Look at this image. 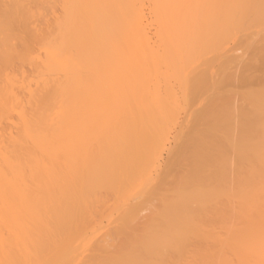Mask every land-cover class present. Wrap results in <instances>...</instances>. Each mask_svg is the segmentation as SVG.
Listing matches in <instances>:
<instances>
[{"label": "bare ground", "instance_id": "bare-ground-1", "mask_svg": "<svg viewBox=\"0 0 264 264\" xmlns=\"http://www.w3.org/2000/svg\"><path fill=\"white\" fill-rule=\"evenodd\" d=\"M8 1L0 0V123L8 118L4 113H14L16 119H13L16 121L10 120L9 124L14 125L13 128L10 127L12 130L16 129V134H11L10 128L8 133L0 132L3 138L0 139V214L13 210L14 217L16 214L19 218L15 219L16 222L19 220L16 224H20L27 239L17 234L20 227L11 225L7 215L8 220L2 226H14L15 232L11 229L13 235H17L22 241L26 240L22 244L23 250L19 251V260L15 250L21 248L16 247L19 240L17 238L14 242L12 233L7 232L10 237L6 236V239L10 240L3 239L0 246L4 245L6 248H3L8 252L0 247L3 249H0V253L5 252V257L10 255L9 252L12 255L8 257L9 260H5L3 254L0 258L3 256L6 264H70L73 259L70 257L69 260L67 256L73 251L67 246V240L61 239L59 232L67 230L72 223L80 222L74 218L91 209L94 203V211L97 212L105 206V198L106 201L112 198V201L117 202L122 200L120 198L125 192L134 190L138 183L142 188L137 190L138 193H142L150 185L148 180L151 174L142 170L141 165L146 161L147 165L155 161L150 155L159 146L158 142L161 143L162 138H166V120L172 117L170 107H165L163 98L158 95L159 86L157 89L156 87L159 83L154 82L153 85L150 77L152 79L153 76V80L157 81L155 70L158 72V67H162L160 65L166 71L173 72L172 75L180 72L179 67L190 57L187 53L192 55L194 51H204L212 45L216 36L220 37L219 34L239 28L240 21L247 20L245 10L254 7V3L252 5L250 0H192L200 6L197 10L190 5L187 8L190 12L185 11L187 15L184 12L186 6L177 5L179 10L185 8L181 13L185 14L183 18L186 21L184 20V24L179 21L180 25L177 27L172 18L170 19L174 24H168L169 26L164 25L167 21L170 22L168 19L164 24L159 22L157 41L153 44L144 30V16L140 15L141 11L133 0H62L63 9L60 6V11L63 13L60 14L63 16L56 19L49 30L46 28L48 32L44 31L45 33L40 32L41 29L38 31L39 27L35 29L38 24L35 25L34 22L30 25L34 26L33 32L29 24V27L25 25V22L30 23L35 19L32 14L38 16L36 22L39 17L41 22L45 19L43 15L46 12H42L43 6L38 3L40 0H35L40 11L33 6L38 13L25 5L29 0ZM44 1L41 0L40 3L46 5L48 0ZM52 1L48 2L55 4ZM30 2L37 4L31 0ZM48 2V7H53ZM164 2L160 3L165 5L162 6L163 11L159 3L160 12L157 11L163 16L162 21L168 16L164 17L167 10L174 12L169 2ZM262 2L263 0H259L258 5ZM152 3L154 7L157 4L155 0ZM255 9L262 18L264 3L255 6ZM199 10H205L206 17H209H202L204 21H209H201V24L204 22L203 24L208 25V32L204 31L209 36H215L212 41L207 37L201 38V32L196 36L201 28L197 29L196 21L192 25L193 20L202 19H190L193 16L191 14L197 16L201 12ZM47 14L45 16L48 17ZM175 14L174 18L182 20V14ZM24 17H30L31 20L26 21ZM257 18L259 16L255 17ZM46 21L49 22V19ZM50 23H53L52 20ZM188 23L192 28H188ZM25 26L30 28L29 31ZM220 39L217 41L221 42ZM262 61L264 64V60ZM17 62L19 65L30 64L34 78L26 79L23 66L15 65ZM14 68H17L21 78L13 71ZM244 74L245 72L242 76ZM196 75L198 77L193 75L194 79L189 80L196 91L192 95L196 97L195 93H201L200 96L210 93L209 88L205 87V76ZM178 78L181 80L180 76ZM251 82L252 80L248 82L249 85L246 82V90L250 89L251 92H247L243 88L246 85H243V94L236 96L240 103H246L244 109L235 105V112L230 111L234 106V92V95L228 93L227 97L222 94L223 97L219 95L217 98L213 90L214 100L211 95L205 100L208 103L203 105L205 108L201 110L199 117L210 116L200 118L205 121L210 119L209 123L205 122V126L201 128L203 133L199 130L202 136L191 129L189 132L192 131V134L185 136L188 141L184 145L192 149L191 159H187L186 152L183 154L185 160L190 159V168L183 177H178L181 178L176 186L173 185L174 190H168L172 193L161 195L165 191L160 185L158 188L164 192H159L156 188L160 207L152 215L157 216V221L156 218L151 219L153 224V221L156 223L149 225L150 231L145 227L147 234L144 231V235L143 232L134 233L138 235L137 238L126 235L129 237L126 240V233L117 231L115 235H123V241L128 242L125 245L119 244L120 242L112 241L115 238L108 237L111 240L106 245L104 242L109 239H104L106 241L99 244L100 248L89 264H264V87H261L262 91L258 94L257 90L256 94H252V88H249ZM149 84H152L151 88ZM173 95L172 93L171 96ZM171 96L167 99L170 103ZM159 126L164 127L166 133L161 138ZM227 151L230 157H227ZM177 155H180L179 151ZM184 156L181 158L183 165ZM184 166L183 168H187ZM230 172L233 175L231 183L226 180ZM154 192L156 193L155 189ZM109 195L113 196L109 198ZM223 198L226 200L223 202L229 206L227 214L223 206H220ZM99 201L104 202V205L99 206ZM96 205L98 209L95 208ZM20 211L24 217L29 214L24 221H21L23 216H20ZM135 211L136 209H131L129 213L133 212L134 215ZM30 214H45L51 218L46 216L50 221H45L44 218L35 221ZM214 216L221 218L223 226L220 231L216 229L219 227L217 223L216 228L212 227L211 219ZM21 224H26V228H22ZM122 225L121 223V229ZM1 237L3 238V234L0 231V240ZM30 247L33 248L29 249Z\"/></svg>", "mask_w": 264, "mask_h": 264}, {"label": "rangeland", "instance_id": "rangeland-1", "mask_svg": "<svg viewBox=\"0 0 264 264\" xmlns=\"http://www.w3.org/2000/svg\"><path fill=\"white\" fill-rule=\"evenodd\" d=\"M26 1V0H25ZM31 1H35V0H31ZM38 1V0H37ZM37 1H35L36 3H37ZM41 1V0H40ZM40 1L38 2L39 4H40V6H43V7H41L42 8V10H44V11H42L43 13L44 12H46V13H44V15H43V17H45V19H46V17L47 16H45L47 13V15H48V17H47V19L46 20H48L49 19V22H51V20H52V22L53 23H50L49 24V22H47L42 16V18H43V20H42V22H41V19H40V17H39V20H38V22H36L35 20H36V18L38 17L36 14H32L33 16H34V18L35 19H33L30 23L29 22H25L26 24L25 25H27V27H29L30 25H33L34 23H35V25H37L36 27H35V29L37 28V27H39L37 30L39 31L40 29H41V31L40 32H42V33H45V32H48L47 31V29L46 28H48V30H49V27L50 26H52V25H54V22L56 21V19H59V18H61L63 15H61L60 13H63L62 11H60L61 10V7H62V9H63V1L62 0H53L52 2H55V4L54 3H51V2H48V1H50V0H46L47 2H48V4L50 3V5H52L53 4V7L52 6H49L48 7V5H47V2H46V5H45V3L44 4H42V3H40ZM44 0H42V2H43ZM134 1V3L135 4H137V7H139V9H140V11H141V13H140V15L142 14V16H144L143 17V19H142V21H143V26H144V30H145V32H146V35L150 38V41L151 42H153V44L157 41V37H156V34H157V36H158V28H159V26H160V24H158L159 22H162V24H164V23H166V19H168V20H170V22L169 21H167V24H164L165 26H169L170 24H174V22H171V19L170 18H172V20L174 19V21H175V27H177L178 25H180V23H179V21L181 22L182 21V23L181 24H184V22L186 21L183 17H184V15L186 14V12H190V10L188 9V11H187V8H190L191 6L190 5H193L192 7H194L195 6V8L198 10V8H199V6L200 5H198L199 3H197L196 1H192V2H189L188 3V1H190V0H188L187 2H184V1H182V0H165L166 2H164L163 0H155L156 1V5H157V7L158 8H156L155 9V7H156V5H155V7L153 6L154 4L152 3V0H133ZM142 1V2H141ZM154 1V0H153ZM164 3H168L169 2V5L172 7V9L171 10H174V12L176 13L177 12V16H178V12H179V15L180 14H182V20H180V19H178V18H174L175 17V13L174 12H172V13H170V12H168V10H167V13L166 14H164V17H165V15H167L168 14V16H170V17H168V16H166L165 17V19H164V21H162L163 20V16L161 17V13L159 14V10L158 9H160L159 8V5H161L163 2ZM168 1V2H167ZM186 1V0H185ZM203 1V0H202ZM249 1V0H248ZM251 1H252V5H253V3H254V7L252 6V7H249V8H247L246 10H245V12H244V15H246L247 17L245 18V19H247V20H242V21H240V24H241V26H239V28L238 27H236V29H234L233 28V26L231 27L232 29H234L233 30V32H232V30H230L229 31V29H228V31L229 32H224V33H222V34H224V35H222V34H219L220 35V37H218V36H209V34L207 35L206 34V32H208V25L206 24V23H208V21L209 20H205L206 21V25L205 24H203L205 21L203 20V19H206V18H209V17H206L207 16V13H206V11L205 10H199V14L197 15V16H195L194 15V13L193 14H191V15H193L192 17H191V19L190 20H193V18L195 19V18H201L202 19V17H203V19L202 20H193V23H192V21L190 22V20H189V22L190 23H192V25L194 24V21H196V25H198L197 27V29H200L199 31H197V33H196V36H197V34H198V32H201L200 34V37L201 36H203V37H201V38H205V37H207V38H209V39H211V41L212 40H214V37H215V40H214V44L212 43V45L210 44V47L208 48H205L204 49V51L202 50H199V52H198V50H197V52L196 51H194L195 53H197V55L194 53V52H192V53H194V54H192L191 55V53L189 52V53H187V55H189V56H186V58L187 57H189V59H195V61L194 60H192V62H191V60L189 61V59L187 58L186 59V62H184V65L183 64H181V66L179 67V69L178 70H180V72L178 71V73L176 74H174V75H176V76H174V75H172L173 74V72H168V70L166 71V69L165 68H162V67H164L163 65H160V66H162V67H160L161 69H159V67H158V69H157V71L159 72V70H160V72L158 73V72H156V70H155V75L157 76V78L158 79H155V80H157V81H154L153 80V76H152V79H151V77H150V82L152 83L153 82V85H155V84H157V83H159V84H157V87H156V89L158 88V86H159V91H161V92H159L158 90V95L160 94L161 96V98H163V100H164V105H165V107H170V115L172 116L171 118H173V119H175V120H173V119H171L170 118V120H166V119H164V121L166 120V122L168 121L169 123H170V121L172 122V123H174V124H172V123H166L165 125H167V126H165V128L167 127V129H166V133H167V135H165L166 133H164V127H162L161 128V126H159L158 128V130L160 131L161 130V132L159 133V134H161L162 133V136L161 135H159L160 136V138L161 137H163L164 135V137H166L164 140H163V138H162V140L161 139H159V140H161L160 142L162 143H159L158 142V144H159V146L157 147H155L154 149H153V151H152V155H150V158L152 159H154L155 161H153V162H150L148 165L146 164V162L148 163V161H146V162H143L142 163V165H141V169L142 170H145L146 172H148L149 174H151V175H149V176H151V177H149L150 179L148 180V181H150V185H149V183H148V185H149V187L148 186H146V189L145 190H147V193L149 192V195L148 194H145L146 193V191L145 190H143L144 191V193H143V191H142V193L140 192V193H138V189H140L141 187H140V185H139V183L138 182H142V181H138V182H136V187L134 188V190H129L130 191V193L128 192H125L127 195H125V193L122 195V198H120V199H122V200H117V202L116 201H112L113 199L111 198L113 195H109L108 197L109 198H111L110 199V201L108 200V201H106V198L104 199V201L106 202V204H105V206L102 208L101 207V209H98V206L96 207L95 206V208H97L99 211H97L96 212V210L94 211V205L96 204V203H94L93 204V206L91 207V209H89L88 211H84V212H82V213H84V214H78L74 219H79V221L80 222H75V223H72V225H70L69 227H68V229L66 230H64V231H61V232H59V236L61 237V239H66L67 240V242L66 243H68L67 244V246L69 245V248H71V251H73V253L72 252H70V254H68V256L67 257H69V260H70V257H72V261L73 262H71L70 264H81V262L83 263V264H89L90 263V259L93 257V256H95V254H96V250L98 249L99 250V248H100V246H99V244L101 245V243H102V241H106L107 240V238L109 237H111V239L112 238H115V239H113L112 241H114L115 243L117 242V243H119V244H126V242H128V240L127 241H125L126 239H129V237L127 238L126 237V235H130V238L132 237H135L136 236V238H137V236L138 235H135L136 233H139V232H141V234H142V232L144 231L145 233H146V231L149 229V225H151V226H153V225H155V221H157V216L155 217H153L152 215H154V211L155 210H159L158 208L160 207V205H159V203L158 202H160L159 200H158V198H157V196L159 195L158 194V191L159 192H167L168 190L170 191V188H171V191L172 190H174V186H176L177 184H178V182H179V180H180V178L181 177H183L184 176V174H186L185 172H186V170H188L189 168H190V163L191 162H189L190 161V157H192V149L190 148V147H187V146H185L184 144H186V142L188 141H186V137L185 136H189L190 135V133L192 134V131H196L198 134H200L201 135V131L199 132V130L203 127V126H205V122H207L208 120H210V119H206V121L204 120L205 118H210V116H202V117H199V115L202 113V109H204L205 108V106H203L204 104H206V103H208L207 101H205L206 99H208L209 98V96L211 95V98L212 97H214L213 95L215 94L216 95V97L217 96H222L223 97V95H225V96H227L228 97V93H230V94H233V92H234V97L233 98H235L234 100H233V103L234 102H236V103H232V106H233V108L230 110V111H234L235 112V110H236V107H241L242 109H244L245 107H246V103H244V102H242L241 101V103H240V101L238 100V97L236 98V96H238V95H242L243 94V92H241V88L243 87V85H246L249 81H251L252 80V82H251V84L252 85H250L249 86V88H252V94H258L259 92H261L262 91V89H261V87H264V67H262V66H264V64H263V61L262 60H264V15H263V17L261 18L260 16V14H259V12H258V14H257V10L255 9V6H259V5H262V3H264V0H263V2L262 3H260L259 5H258V1L259 0H250V3H251ZM261 1V0H260ZM6 2H9L8 0H6ZM35 2H34V4H35ZM45 2V1H44ZM197 4H196V3ZM198 2H199V0H198ZM257 2V3H256ZM38 3L36 4V5H33V3L32 2H30V0L25 4V5H27V6H29L28 8H33V6L35 7V9H36V7H37V9H38V7H40V6H38ZM158 3H159V5H158ZM161 3V4H160ZM180 4V5H179ZM184 4V5H183ZM180 6V7H185L186 8V10H184V12H185V14H183V12L181 13V11H183V9H185V8H182V10H179V8L177 9V7L178 6ZM197 5V6H196ZM31 6V7H30ZM61 6V7H60ZM142 6V7H141ZM162 6H164L165 7V5H161V10H162ZM167 6V5H166ZM167 7H169V6H167ZM170 7V8H171ZM27 7H26V9H27V11L29 10L31 13H32V11H31V9H28ZM40 8V9H41ZM47 8V9H46ZM195 8H192V9H195ZM258 8V7H257ZM34 9V8H33ZM33 10L35 13H38L37 11L39 10ZM49 9H51V10H49ZM167 9V8H166ZM181 9V8H180ZM59 10V11H58ZM151 10V11H150ZM157 12V11H159V12H155V11ZM259 10V9H258ZM261 10V9H260ZM259 10V11H260ZM28 11V12H29ZM40 11V10H39ZM52 11V12H51ZM139 11V12H140ZM163 11V10H162ZM169 11H170V9H169ZM254 11H255V13H254ZM56 12H57V14H56ZM165 12V11H164ZM195 12V11H194ZM41 13V12H40ZM42 13V14H43ZM51 13H54V14H51ZM42 14H40V15H42ZM52 15L51 16V18H53V19H51L49 16L50 15ZM59 14V15H58ZM173 14H174V16H173ZM189 14V13H188ZM189 14V15H190ZM261 14H262V11H261ZM39 15V14H38ZM61 15V16H60ZM163 15V14H162ZM187 15V14H186ZM28 16V15H27ZM30 17H31V14L29 15ZM37 16V17H36ZM259 16V18H257V19H255V17H258ZM30 17H26V19H28L29 21L31 20L30 19ZM55 17V18H54ZM160 17H161V19H160ZM180 17V16H179ZM187 17H189L190 18V16H187ZM245 17V16H244ZM32 18V17H31ZM142 18V17H141ZM24 19H25V17H24ZM25 19V20H26ZM152 19V20H151ZM188 19V18H187ZM28 20H26V21H28ZM45 20V21H44ZM157 20V21H156ZM185 20V21H184ZM23 21V20H22ZM44 21V22H43ZM201 21H204V22H202V24H201ZM250 21H252V22H250ZM32 22H34L33 24H32ZM169 22V23H168ZM197 22L198 23H200V25L201 26H199V24H197ZM149 23V24H148ZM151 23V24H150ZM157 23V24H156ZM179 23V24H178ZM190 23H188V28L189 27H191L192 25L190 24ZM239 23V22H238ZM28 24H29V26H28ZM42 24V25H41ZM169 24V25H168ZM187 24V23H186ZM191 26H190V25ZM195 25V24H194ZM237 25V24H236ZM235 25V26H236ZM45 26V27H44ZM26 27V26H25ZM27 27H26V29H27ZM31 27V29L30 28H28L27 29V31H29V29L31 30V32H33V27L32 26H30ZM53 27V26H52ZM172 28H173V26H171ZM174 27V28H175ZM200 27V28H199ZM204 27V28H203ZM206 27H208L207 29H206ZM43 28V29H42ZM51 28V27H50ZM157 28V29H156ZM168 28H170V27H167V29ZM192 28V27H191ZM203 28V29H202ZM36 30V31H37ZM156 30V31H155ZM170 30V29H169ZM168 30V31H169ZM206 32H205V31ZM236 30V31H235ZM35 31V30H34ZM45 31V32H44ZM167 31V30H166ZM167 31V32H168ZM202 31H204V32H202ZM41 33V34H42ZM227 33V34H226ZM199 35V34H198ZM222 35V36H221ZM147 37V38H148ZM156 37V38H155ZM199 37V36H198ZM212 37V38H211ZM216 38H218V39H216ZM220 38H222V39H220ZM221 40V42H219V41H217V40ZM149 41V42H150ZM155 41V42H154ZM216 41V42H215ZM150 42V43H151ZM217 42H219V43H217ZM152 44V43H151ZM152 44V45H153ZM217 44V45H216ZM214 48H213V47ZM212 48V49H211ZM208 49V50H207ZM31 51V50H30ZM34 51H35V49H34ZM33 51V52H34ZM201 51V52H200ZM39 53L41 52V50L40 51H38ZM43 52V51H42ZM203 52V53H202ZM204 52H206V53H204ZM35 55H37L36 54V52L34 53ZM159 55H160V53H158ZM39 55H41L40 57H42V54H39ZM194 55V56H193ZM192 56H193V58H192ZM195 57V58H194ZM197 57V58H196ZM228 59H230V60H228ZM232 60H233V62H232ZM225 62V63H224ZM228 62V63H227ZM18 63V62H17ZM20 63H18V64H16L15 63V65H19ZM226 65L225 67L223 66V65ZM229 64V65H228ZM231 64V65H230ZM14 65V66H15ZM21 65L23 66L22 68H23V72L26 74V75H24L25 77H26V79L27 78H30L29 80H31V79H33L34 77V71H32L33 70V67L30 65V64H27V63H21ZM21 65H19V67L21 66ZM244 65V66H243ZM246 65V66H245ZM13 66V67H14ZM184 66V67H183ZM15 67H18V66H15ZM182 67V68H181ZM186 68H188V70L186 69ZM246 69V70H244V71H240L239 69ZM17 69V68H16ZM15 68L13 69V71L15 72V73H17V76H18V78H21V76L20 75H18V72H17V70H16ZM226 69V70H225ZM164 70V71H163ZM32 71V72H31ZM188 71V72H187ZM237 71V72H236ZM238 71H240V72H242V74L245 72V74L242 76V74L240 75L239 74V72ZM166 72V73H165ZM182 72V73H181ZM201 72L203 73V74H201ZM205 72V73H204ZM153 73V72H152ZM168 73V74H167ZM170 73H171V76H170ZM179 73H180V75H179ZM162 74V75H161ZM191 74V75H190ZM196 74H198L199 76H203L206 80H204V82H205V87H208L209 88V92L210 93H205V95L203 94V96H200L201 95V93H200V95H197V94H199V93H195V96L196 97H194V95H192L194 92H196V91H194V89H193V87H192V84H191V82L190 81H192V78L194 77V76H197ZM206 74V75H205ZM235 74V75H234ZM238 74V75H237ZM33 75V76H32ZM153 75V74H152ZM154 75V76H155ZM159 75V76H158ZM169 75V76H168ZM178 75V76H177ZM194 75V76H193ZM240 75V76H239ZM162 76V77H161ZM167 76V77H166ZM180 76V78H181V80L178 78ZM183 78H182V77ZM193 76V77H192ZM198 77V76H197ZM243 77V79H241ZM155 78V77H154ZM161 78H162V80H163V82H162V80H161ZM164 78V79H163ZM171 78V80H168V79H170ZM190 78V79H189ZM248 78V79H247ZM166 79V80H165ZM183 79L185 80L184 82H183ZM194 79V78H193ZM241 79V80H240ZM247 79V83L245 82V80ZM159 80V81H158ZM168 80V81H167ZM187 80V81H186ZM190 80V81H189ZM33 82H32V84H34V80H32ZM181 83H180V82ZM240 81H242V84H241V82ZM154 82H155V84H154ZM157 82V83H156ZM164 82H166V83H164ZM167 82H169V84H171L170 86L172 87H169V84L167 83ZM245 82V83H244ZM183 83V84H182ZM188 83H190L191 85L189 86V84ZM263 83V84H262ZM32 84H31V87L30 88H32ZM165 84H167L166 86H165ZM35 85V84H34ZM33 85V86H34ZM152 85V84H151ZM150 84H149V87L151 88L152 86H151ZM184 85V86H183ZM247 85H249V83L247 84ZM247 85L245 86V87H243V88H245V90L248 88L247 87ZM186 86V87H185ZM35 87V86H34ZM33 87V88H34ZM165 87H167V88H165ZM168 88H170L171 90H169ZM185 88V89H184ZM165 89H167L168 90V92H166L167 90H165ZM187 89V90H186ZM188 89H190V90H192V92H190V90H188ZM259 89V90H258ZM261 89V90H260ZM32 90H36V89H32ZM173 90V91H172ZM175 90V91H174ZM213 90H215V91H213ZM242 90H244V89H242ZM250 90V89H249ZM249 90H246L247 92L249 91ZM254 90V91H253ZM256 90H257V92H256ZM164 91V92H163ZM212 91L213 92H216V93H212ZM246 91H245V93H246ZM264 91V90H263ZM218 92V93H217ZM249 92H251V91H249ZM256 92V93H255ZM166 93H170V96H171V94L173 93L174 95L173 96H171V100H172V103H170V101H168L169 99L168 98H170V96H168V94H166ZM165 95V97H164V95ZM223 94V95H222ZM42 95V94H41ZM43 95H45L44 93H43ZM232 96V95H231ZM43 97V96H42ZM172 97H176L175 99L174 98H172ZM205 97V98H204ZM191 98H193V99H191ZM217 98H219V97H217ZM168 99V100H167ZM196 99V100H195ZM213 99V98H212ZM221 99V98H220ZM195 100V101H194ZM211 100V99H210ZM214 100V99H213ZM212 100V101H213ZM217 100V99H216ZM219 100V99H218ZM206 102V103H205ZM239 102V103H238ZM242 103H243V105H242ZM170 104H172V105H170ZM207 105V104H206ZM235 105H236V107H235ZM239 108H237V110H238ZM202 110V111H201ZM172 112H175V113H172ZM4 114H6V115H8V116H6L5 115V117L7 118V120L5 119V117L3 118V122L1 121V123H0V128H1V130H0V132H2V133H6L7 132V130L10 128V130H11V134H13V135H15L16 134V132H14V131H16V129H13L12 130V128H13V126L14 125H12V124H9L10 123V120H14V122L16 121L15 119H16V117H15V114L14 113H10V114H7V113H4ZM175 114V115H174ZM235 114V113H234ZM1 117H3L2 115H1ZM170 117V116H169ZM176 117V118H175ZM199 117V118H198ZM13 118H15V119H13ZM200 118H204V119H200ZM168 119V118H167ZM9 120V122H7ZM204 120V121H203ZM163 121V122H164ZM211 122V121H210ZM4 125H3V124ZM189 123H190V125H189ZM208 123H209V121H208ZM163 125V124H162ZM1 126H3V127H1ZM6 126H8V128L6 127ZM10 126H12V128L10 127ZM189 126V127H188ZM3 128V129H2ZM5 128V129H4ZM15 128V127H14ZM161 128V129H160ZM169 128V129H168ZM162 129H163V132H162ZM190 129L192 130L191 132H189L190 131ZM203 129V128H202ZM201 129V130H202ZM4 131V132H3ZM158 131V132H159ZM10 132V131H9ZM189 132V134H187ZM2 133H0V134H2ZM8 133V132H7ZM202 133H203V130H202ZM198 134H196L197 136H198ZM200 135H199V137H200ZM1 136V135H0ZM4 136V135H3ZM202 136V135H201ZM5 137V136H4ZM0 139H3L2 138V136H1V138ZM208 142V141H207ZM160 144H161V146H160ZM191 145V144H190ZM189 146V145H188ZM161 147V148H160ZM219 149H220V147H219ZM178 151H179V154L180 155H177L178 154ZM186 152V153H185ZM188 152L190 153V154H188ZM228 152V151H227ZM187 155L186 157H187V159H188V157L190 158L189 160H185V154ZM184 154V155H183ZM184 156V162L186 163V165H185V163H184V165L187 167V168H183V161H182V157ZM191 155V156H190ZM155 156V157H154ZM227 157H230V154H229V152L227 153ZM151 159H149V160H151ZM179 161V162H178ZM189 165V166H188ZM147 166H149L148 168H147ZM182 166V167H181ZM184 166V167H185ZM144 168V169H143ZM154 168V169H153ZM183 168V169H182ZM149 169V170H148ZM151 169H153V170H151ZM172 173H171V172ZM166 173H167V175H166ZM145 174V173H144ZM183 174V175H182ZM174 175H175V177H174ZM146 177H147V174L145 175ZM144 176V177H145ZM179 176H181L180 178H178ZM145 177V178H146ZM154 179V180H152V179ZM151 180H152V182H151ZM226 180H228V182L229 183H231L232 181H233V175L231 174V172L229 173V175L227 176V179ZM143 182H145V181H143ZM140 184H143V183H140ZM155 186H154V185ZM156 184H158V185H156ZM132 185V184H131ZM135 185V184H134ZM139 185V186H138ZM144 185H145V183H144ZM159 185H160V188L162 189V190H164V191H160L161 189L160 188H158L159 187ZM174 185V186H173ZM130 186V185H129ZM138 186V187H137ZM229 186H231V184H229ZM132 187V186H131ZM131 187H128V188H130V189H132ZM134 187V186H133ZM148 187V188H147ZM232 187V186H231ZM123 188H124V186H123ZM156 188H158V191H157V189ZM164 188V189H163ZM127 189V188H126ZM154 189L156 190V193L154 192ZM166 189V190H165ZM123 190H125V188L123 189ZM141 190H142V188H141ZM141 190H139V191H141ZM121 191V190H120ZM137 191V194L135 193ZM167 192V193H160L161 195H165V194H168V193H172V192ZM123 192V191H122ZM135 195H134V194ZM118 194V193H117ZM116 194V195H117ZM119 194H122L121 192L119 193ZM155 194V195H154ZM115 195V196H116ZM111 196V197H110ZM130 196V197H129ZM107 197V198H108ZM117 197H119V195L117 196ZM124 197V198H123ZM127 197H129V198H127ZM115 199V198H114ZM224 199V200H223ZM223 199H221V202H223V201H226L225 200V198H223ZM157 200H158V202H157ZM100 201H103V200H100ZM97 202V204L99 205V206H103L104 204V202ZM220 202V203H221ZM157 204H158V206H157ZM161 204V203H160ZM220 206H223V209L226 211H228L229 210V206L227 205V203L226 202H223V203H221L220 204ZM156 207H157V209H156ZM226 207H228V208H226ZM131 209H136V211L134 212L135 214L134 215H132V213L133 212H131V213H129V210H131ZM20 210V209H19ZM227 211H226V214H227ZM158 212V211H157ZM9 213V214H8ZM8 213L6 214V213H1L0 214V231H1V233L3 234V238L1 237V239L2 240H0V242L2 243V241H3V239H4V241L5 240H7L6 239V236L8 235L7 234V232H15V230L16 229H14L13 227L14 226H10L9 224H8V226H7V224H3V226H2V223H6L7 222V215H9L8 217H9V220H8V222H10V224L12 225H16L17 226V222L19 221H17L16 222V218L18 217V216H16V214H15V217H14V213H13V210L12 211H10V210H8ZM23 212H21L20 211V216H21V214H22ZM156 213V212H155ZM3 214H4V216H3ZM18 214V215H19ZM158 214V213H157ZM28 216H29V214H27ZM22 216H23V214H22ZM28 216H26L27 218H28ZM30 216H33L34 218H35V221H36V219H39V220H43V218H44V220L46 219V216L47 217H49V219L51 218L49 215H45V214H43V215H41V216H34V215H32V214H30ZM4 217V218H3ZM26 217H22L23 218V220H21V221H24V218L26 219ZM123 217V218H122ZM215 217V216H214ZM228 217V216H227ZM3 218V219H2ZM30 218V217H29ZM155 218H156V220H155ZM17 219H19V218H17ZM20 219H21V217H20ZM49 219H46L45 221H50ZM122 219H123V222H121L122 221ZM126 221H125V220ZM151 219L152 220H155V221H153L154 222V224L152 223V221H151ZM218 219H219V221H218ZM2 220V221H1ZM38 220V221H39ZM220 220H221V218H220V216H218V217H215L214 219L212 218L211 219V221H212V227H214V228H216L215 226H217L216 225V223L218 224V226L219 227H217L216 229H217V231H220L219 229H221L222 228V226H221V224L222 223H220ZM4 221H6V222H4ZM27 221H29V219H27ZM27 221H26V223H27ZM37 221V222H38ZM15 222V223H14ZM31 222V221H30ZM44 222V221H43ZM152 224H151V223ZM20 223H24V222H20ZM121 223L123 224L122 226V229L120 228V226H121ZM150 223V224H149ZM19 224V223H18ZM28 224V223H27ZM211 224L209 225L210 227H211ZM213 224H215V225H213ZM4 225H6V228H5V226ZM29 225V224H28ZM27 225V226H28ZM147 225V226H146ZM10 226V227H9ZM15 226V227H16ZM19 227H20V224L18 225ZM17 226V227H18ZM21 226H22V224H21ZM26 226V224L25 225H23L22 226V228L23 227H25ZM31 225H29V227H30ZM9 229H8V228ZM12 227V228H11ZM16 227V228H17ZM28 227V228H29ZM146 227V229H144ZM26 228V227H25ZM24 228V229H25ZM31 228V227H30ZM120 229V230H117V229ZM6 229V230H5ZM11 229L13 230V231H11ZM8 230V231H7ZM68 230H70V231H68ZM146 230V231H145ZM23 231V229H21V227L20 228H18L17 229V234L19 235V236H23L22 238H26L27 239V236H26V233L24 234V232H22ZM26 231H27V229H26ZM117 231H119V232H121V231H123L124 233H126L125 234V237L122 235V236H118V235H115V234H117ZM148 231H150V230H148ZM148 231H147V233H148ZM144 232H143V235H144ZM11 233H9L10 235H11ZM27 233L29 234V231H27ZM31 233V232H30ZM135 233V234H134ZM146 233V234H147ZM14 233H12V235H13ZM22 234V235H21ZM123 234V233H122ZM131 234H132V236H131ZM119 235H121L120 233H119ZM142 235V236H143ZM14 237H13V239H14V242H15V240L18 238V237H16L15 235H13ZM117 236V237H116ZM140 236V235H139ZM7 237H10V236H7ZM125 238V240L123 241V239ZM12 238V237H11ZM68 238H69V240H68ZM108 238V239H109ZM26 239H24L23 241H25ZM104 239H106V240H104ZM111 239H109L107 242H104L106 245H108V242H110V240ZM120 239L122 240V241H120ZM8 240H10L9 238H8ZM7 240V241H8ZM18 242H16V244H17V246L16 247H20L21 246V248H17V249H15V250H17V255H18V258H19V260H20V258H21V253L19 252V251H21V250H23V246H22V244L24 243L22 240H20L19 238H18ZM17 241V240H16ZM20 242V243H19ZM0 243V245H2ZM3 244H5V243H3ZM118 244V245H119ZM6 245V244H5ZM110 245V244H109ZM113 245V244H112ZM116 245V244H115ZM119 246H121V245H119ZM1 247V246H0ZM3 247H4V245H3ZM3 247H1V248H3ZM0 248V249H1ZM4 248H6V247H4ZM3 248V249H4ZM15 248V247H14ZM31 248H33V247H30L29 249H31ZM62 248H63V246H62ZM3 249H1L2 251H3ZM0 250V251H1ZM12 250V249H11ZM65 250V249H64ZM4 251L5 252H8V251H6L5 249H4ZM5 252H3L2 254H3V256H4V254H5ZM14 252H16V251H14ZM65 252V251H64ZM99 252V251H98ZM10 253V255L8 256L9 258H10V256L12 255L11 254V252H9ZM44 253V252H43ZM42 253V254H43ZM67 253V252H66ZM69 253V252H68ZM1 253H0V255H2ZM13 254H15V253H13ZM66 255V254H65ZM1 257V258H3V259H1L0 261V264H2V262H4L5 263V261H3L4 260V257ZM8 257H5L6 259L5 260H7L8 259ZM65 257V256H64ZM16 258V257H15ZM9 260V259H8ZM68 260V259H67ZM16 261V260H15ZM10 262V261H9ZM17 262V261H16ZM15 262V263H16ZM20 262V261H19ZM69 262V261H68ZM7 263V262H6ZM5 263V264H6ZM13 263V262H12ZM10 264V263H9Z\"/></svg>", "mask_w": 264, "mask_h": 264}]
</instances>
